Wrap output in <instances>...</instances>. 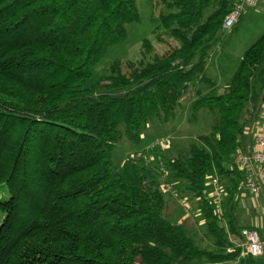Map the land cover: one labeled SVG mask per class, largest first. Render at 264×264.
<instances>
[{
	"label": "trees",
	"instance_id": "16d2710c",
	"mask_svg": "<svg viewBox=\"0 0 264 264\" xmlns=\"http://www.w3.org/2000/svg\"><path fill=\"white\" fill-rule=\"evenodd\" d=\"M154 1L177 5L160 15L180 45L126 70L115 59L97 77L140 19L137 0H0V264H256L230 236L243 227L234 155L264 101V30L222 90L197 93L194 112L215 117L208 133L172 158L149 147L154 161L114 166L122 138L140 143L155 118L176 117L192 87L214 85L210 51L236 0ZM159 161L199 201L211 249L168 219ZM210 175L227 180L222 214L206 193Z\"/></svg>",
	"mask_w": 264,
	"mask_h": 264
},
{
	"label": "rangeland",
	"instance_id": "374dc122",
	"mask_svg": "<svg viewBox=\"0 0 264 264\" xmlns=\"http://www.w3.org/2000/svg\"><path fill=\"white\" fill-rule=\"evenodd\" d=\"M137 2L140 19L127 24L126 38L111 46L103 60L94 68L97 77H104L115 59H121L123 69L126 70L130 64L150 61L155 55L166 54L173 47L180 45V41L163 26L160 15V13L168 14L177 11V5L169 1H165L160 6L156 5L154 0H137ZM213 10L214 6L210 7L206 14ZM254 12L256 16H253V20L246 22L245 26L243 23L237 24L234 32L233 29L231 31L223 30L222 37L214 43L207 63L208 75L214 80V85L201 82L192 87L181 100L176 117L169 121L155 118L148 124L140 143L132 142L126 137L122 138L117 143L113 154L115 167L116 165L121 166L129 156L138 158L139 153L148 152L151 144L161 137L167 138L170 144L161 151L165 154L166 159L172 158L180 150L187 148L193 138L211 130L215 122L214 115L206 109L194 112L193 103L199 91L206 93L212 89L222 90L227 85L233 68L235 69L237 66L235 61L241 49L250 45L254 38L258 37L264 30V0ZM249 30L252 32L249 33ZM145 42H148L151 48H147ZM220 180L227 186L225 177H221ZM167 182L171 185L170 188L165 187L168 219L174 222H185L189 232L196 237L200 247L211 249L212 239L208 236L205 221L200 214L199 201L185 191V183L181 180L169 179ZM210 190V185H207L206 193L208 195ZM259 194L249 191L247 198L243 197L240 201L239 199L242 198L240 197L234 204V212L243 227H250L243 223L241 218L252 214L250 206L258 203L259 198L257 196ZM226 221V218L222 219L224 225H226ZM230 237L233 239L234 235ZM237 263L238 261L225 262V264ZM194 264L198 263L195 262Z\"/></svg>",
	"mask_w": 264,
	"mask_h": 264
},
{
	"label": "built area",
	"instance_id": "2783aa9c",
	"mask_svg": "<svg viewBox=\"0 0 264 264\" xmlns=\"http://www.w3.org/2000/svg\"><path fill=\"white\" fill-rule=\"evenodd\" d=\"M260 0H236L232 10L225 16L222 22V29L231 31L239 22L243 13L248 8L256 7ZM254 126H247L246 135H251L253 138L252 148L238 149L234 155V163L238 166L244 178L240 182L241 188H247L252 193H259L264 186V130L255 129ZM169 140L165 137L156 139L150 146L153 148L164 149L168 147ZM138 158H145L146 161H154V154L150 152L139 153ZM160 169L163 172L164 189L170 188L171 185L167 182L168 175L163 167V163L159 162ZM207 185H210L211 190L209 196L212 198L214 206L218 213H223V206L226 197L229 195L228 189L221 182L218 175H210L207 180ZM235 247H240L243 255H249L255 260L263 254V240L259 231L256 228L242 227L240 234L234 235L232 239ZM229 248L228 251H232Z\"/></svg>",
	"mask_w": 264,
	"mask_h": 264
},
{
	"label": "crops",
	"instance_id": "0c3cea01",
	"mask_svg": "<svg viewBox=\"0 0 264 264\" xmlns=\"http://www.w3.org/2000/svg\"><path fill=\"white\" fill-rule=\"evenodd\" d=\"M262 2V0H260L259 4L256 6V7H253V8H248L246 9V11L243 13L241 19L239 20V22L237 24H241L243 23L244 26H245V23L250 21V20H253V16H256L255 15V12L254 10H256L260 3ZM236 24V25H237ZM247 24V23H246ZM236 25L233 27V32H234V29L236 27ZM244 28V27H243ZM249 33L252 32L251 30L248 31ZM263 32V31H262ZM261 32V33H262ZM260 33V35H261ZM259 35V36H260ZM258 36V37H259ZM254 38L253 42L258 38ZM251 42V44L253 43ZM249 46V45H248ZM248 46H244V47H248ZM245 48V49H246ZM245 49H241L240 51V54L237 56L236 58V61H235V64L238 63L239 59L241 58L243 52ZM234 67V66H233ZM235 69L233 68V71ZM233 73V72H232ZM232 75V74H231ZM248 126H254V130L255 129H263L264 130V103L261 104V108H260V112L258 113V116L256 117V119H254V121H252L251 123H249ZM247 136V140H246V148H252L253 146V138H252V134L251 135H246ZM249 189L247 188H241L240 192L235 196V199H234V204L235 202H237V200L242 197L241 199H239L240 201L243 199V197L247 198L248 196V193H249ZM245 194V195H244ZM259 194V193H258ZM259 199H258V203H254V205L250 206L251 207V212L252 214H248L245 215V217L241 218V221L243 223H245L246 225L250 226V227H255L257 228V230L259 231L260 235H261V238L263 240V254L257 258L255 260V263L256 264H264V186L261 188L260 190V194L257 196ZM252 204V203H251ZM243 226V225H242ZM238 264V263H237Z\"/></svg>",
	"mask_w": 264,
	"mask_h": 264
}]
</instances>
